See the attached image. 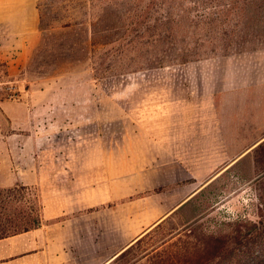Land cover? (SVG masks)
Returning a JSON list of instances; mask_svg holds the SVG:
<instances>
[{
    "label": "rangeland",
    "instance_id": "1",
    "mask_svg": "<svg viewBox=\"0 0 264 264\" xmlns=\"http://www.w3.org/2000/svg\"><path fill=\"white\" fill-rule=\"evenodd\" d=\"M13 1L14 8L20 11L6 12V7L0 4V19L3 14L7 15L6 24L10 28L18 27L22 22L18 21L19 17H31L33 13L39 21L36 9L39 0ZM250 2L254 5L239 9L243 0H117L114 7L119 18L128 11L131 22L135 21L129 34L133 40L122 55L110 60V72L102 69L105 71L102 76L91 69L89 59L84 56L85 49L79 50L78 46L74 56L79 60L67 62L60 54V47H52L65 34L58 27L38 31L39 43L16 78L8 77L6 65L0 60V82L15 81L19 91V98L11 99L0 88V101L20 103L26 100L22 97L24 89L42 91L34 97L35 104H31L43 115L38 117L40 127L52 123L53 134L48 139L43 138L54 145L49 166L53 173L52 186L67 188L71 184L67 182V170L78 169L81 160L98 157L96 143L103 145V156L108 163L104 170L108 169L123 181L119 193L126 196L120 198V203L129 205L119 213L121 242L118 250L125 247L123 243L141 223L160 215L155 210L162 202L159 196L138 203L134 202L136 198H130L134 194L127 195L131 192L129 177L134 170H143L151 164L155 153L148 146L151 137L167 142L173 153L183 152L182 158H194L192 150L175 149L181 143L191 148V91L195 90L198 95L211 88L207 81L222 76L224 61H230L231 56L236 57L246 48L264 46V0ZM63 3L64 0L47 2L43 8L45 25L57 26L66 20ZM241 10H244L242 15ZM78 39L86 45L80 36ZM44 111H48V117ZM8 125L0 114V126ZM113 144L117 146L114 151ZM42 153L45 157L44 149ZM255 156L258 165L246 159L239 169L222 173L198 192L191 203L171 215L159 230L146 237L142 247L171 227L182 228L181 216L189 220L188 223L195 222L196 236L200 230L223 232L230 228L228 224L239 219L258 221L260 213L264 216V146ZM253 176L252 182L246 181ZM33 191L41 205V187L34 186ZM170 193L167 191L165 197ZM132 215L135 222L130 221ZM65 241L62 238L54 245L55 264H74L67 263L68 255L86 258L95 248L104 249L107 245L105 238L102 242L97 240L96 246L89 239L85 257ZM111 256L104 251L97 260L83 264H99L100 258L106 261Z\"/></svg>",
    "mask_w": 264,
    "mask_h": 264
},
{
    "label": "crops",
    "instance_id": "2",
    "mask_svg": "<svg viewBox=\"0 0 264 264\" xmlns=\"http://www.w3.org/2000/svg\"><path fill=\"white\" fill-rule=\"evenodd\" d=\"M13 2L0 0L9 13L20 11L14 8ZM8 21V16L3 14L0 60L6 65L8 77L16 78L39 43L38 19L36 13L31 17L21 16L18 21L22 22L14 29L6 24ZM207 82L211 88L206 92L197 95L195 90L191 91V148L183 143L175 147L178 151L192 150L194 158H182L183 152L173 153L167 142L151 137L148 146L155 151L151 164L143 170L135 169L129 177L131 192L127 195L160 189L137 197L134 202L158 196L162 202L155 209L160 215L135 227L140 232L129 236L123 243L125 247L174 210L185 206L188 199L225 171L239 169L246 159L254 166L259 164L255 152L264 146V46L246 48L236 57L231 56L230 61H224L222 76ZM30 91L24 89L22 97L26 100L23 102L0 101V114L9 124L0 126V187L40 186L41 225L0 238V264H55L54 245L62 238L85 257L89 239L96 246L97 240L102 242L105 238L104 249L88 251L86 258L68 255L66 259L67 263L83 264L97 260L106 251L112 256L106 261L99 259V264H105L123 249L117 248L121 242L119 213L124 206H129L120 203V198L126 196L119 193L123 181L108 169L104 170L108 163L103 156V145L97 142L98 157L81 160L78 169L67 170V182L71 183L67 188L52 186L53 173L49 166L54 145L43 141L53 134L52 123L39 126L38 117L43 115L32 104L42 91ZM44 113L48 117V111ZM147 131L151 134V130ZM43 149L45 157H42ZM116 149L113 144L112 150ZM255 176L246 181L252 182ZM167 191L171 193L165 197ZM131 218L135 222L134 215Z\"/></svg>",
    "mask_w": 264,
    "mask_h": 264
},
{
    "label": "trees",
    "instance_id": "3",
    "mask_svg": "<svg viewBox=\"0 0 264 264\" xmlns=\"http://www.w3.org/2000/svg\"><path fill=\"white\" fill-rule=\"evenodd\" d=\"M48 1L39 0L36 3L39 14L38 30L44 32L55 27L60 28L65 34L52 47H60V54L67 62L79 60L74 56L78 46L79 50L85 49L84 56L89 59L91 69L97 76H102L101 73L105 72L103 70H109L112 67L110 60L115 59L118 54L122 55L123 49L133 40L129 34L135 21L131 22L128 11H124L123 17L119 18L114 7L117 0H64L62 8L66 12V20L57 26L44 24L43 8ZM247 5L254 4L250 0H243L238 8L244 9ZM233 8L236 9L231 6ZM243 12L241 10L239 13L242 15ZM78 36L86 45L79 41ZM50 54L54 55L52 52ZM33 190L34 186L22 184L0 188V238L41 225V205ZM159 190L146 191L130 198ZM26 196L29 198L24 199ZM192 198L185 205L191 203ZM183 206L156 223L105 264H264V216L261 213L258 221L239 219L228 224L230 228L223 232L208 233L200 230L199 236L195 234V222L188 223L189 220L181 216L182 228L171 227L142 247L144 239L159 230Z\"/></svg>",
    "mask_w": 264,
    "mask_h": 264
},
{
    "label": "built area",
    "instance_id": "4",
    "mask_svg": "<svg viewBox=\"0 0 264 264\" xmlns=\"http://www.w3.org/2000/svg\"><path fill=\"white\" fill-rule=\"evenodd\" d=\"M0 88L6 91L9 98L11 99L19 98V94H18L19 91L16 87L15 81L0 82Z\"/></svg>",
    "mask_w": 264,
    "mask_h": 264
}]
</instances>
